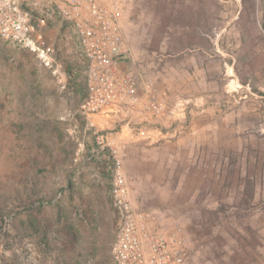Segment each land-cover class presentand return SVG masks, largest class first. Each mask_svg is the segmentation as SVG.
Wrapping results in <instances>:
<instances>
[{"label":"rangeland","instance_id":"obj_1","mask_svg":"<svg viewBox=\"0 0 264 264\" xmlns=\"http://www.w3.org/2000/svg\"><path fill=\"white\" fill-rule=\"evenodd\" d=\"M141 95L166 115L97 118L136 205L188 264H264V0H118ZM58 73L0 38V264H114L112 176L81 112L87 66L45 2Z\"/></svg>","mask_w":264,"mask_h":264},{"label":"built area","instance_id":"obj_2","mask_svg":"<svg viewBox=\"0 0 264 264\" xmlns=\"http://www.w3.org/2000/svg\"><path fill=\"white\" fill-rule=\"evenodd\" d=\"M45 2L75 30L86 60L87 92L81 112L93 130L98 154L111 173V198L116 212L114 264H188L189 246L178 231H157L150 215L132 197L131 181L123 158L109 134L98 128L97 118L115 109L139 110L145 117L166 115V90L141 95L132 77L123 72L129 54L118 0H0V38L36 54L46 67L58 73L46 38Z\"/></svg>","mask_w":264,"mask_h":264}]
</instances>
